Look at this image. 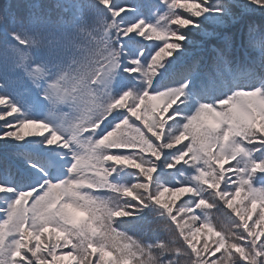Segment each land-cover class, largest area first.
<instances>
[{"label":"snow or ice","instance_id":"6c2138e0","mask_svg":"<svg viewBox=\"0 0 264 264\" xmlns=\"http://www.w3.org/2000/svg\"><path fill=\"white\" fill-rule=\"evenodd\" d=\"M0 15V264H264V0ZM149 97L160 131L132 142Z\"/></svg>","mask_w":264,"mask_h":264},{"label":"trees","instance_id":"16d2710c","mask_svg":"<svg viewBox=\"0 0 264 264\" xmlns=\"http://www.w3.org/2000/svg\"><path fill=\"white\" fill-rule=\"evenodd\" d=\"M8 2V0H0V6H3L5 5L6 3ZM39 3L43 4V5H46V6H54L56 5L57 3H65V2H69V0H38ZM131 2H135V0H131ZM57 12H59L60 10H56ZM144 15L147 17L148 20H153L155 16H158V13H153V15H148L146 12L144 13ZM137 17L135 16H132L130 17V19H136ZM0 22H3V15H0ZM161 24H163L164 22L163 21H160ZM222 94V86L217 84V85H213L212 87H210L209 91H208V95L212 98H215L217 97L218 95H221ZM149 101V99H148ZM147 103V102H145ZM143 108V105L139 106V109L142 110ZM144 112H146L145 110H142ZM148 111V110H147ZM134 114V113H133ZM134 116L136 117V119L140 120V122L144 125V128H140L138 127L137 125L135 124H132L130 121L129 124H130V129L129 131L126 133L128 134L127 138L132 141V142H141L140 141V138L141 137H146L147 136V133H152L153 135H158L159 132H156L154 130H152L145 122L144 120L142 119V117H138L137 114L135 113ZM153 116V115H152ZM204 119L206 122H210L211 120L215 119L214 116H208L207 118H202ZM145 129L147 130V132H145ZM218 151L216 153H214V155H218ZM243 154H241L242 156ZM241 156H238L237 159H241ZM192 158V156H190ZM215 167V165L213 164V168ZM206 171H209L211 169H205ZM242 176L245 175V173H241L239 172ZM250 175V173H248ZM127 178V177H125ZM217 222H220V223H224V224H227L229 227H231V224L230 222L227 220V219H223V218H220L217 216ZM233 231H239V229H235L233 228L232 229ZM205 239H207L208 243L211 245V244H214L215 242V239L216 237H214L212 234H202L201 237H200V243L203 244ZM228 264H234V261L233 260H229L228 261Z\"/></svg>","mask_w":264,"mask_h":264},{"label":"rangeland","instance_id":"374dc122","mask_svg":"<svg viewBox=\"0 0 264 264\" xmlns=\"http://www.w3.org/2000/svg\"><path fill=\"white\" fill-rule=\"evenodd\" d=\"M146 13H147V12H146ZM147 14H148V13H147ZM210 30H211V29H210ZM193 36H194V38H195L196 40H203V39H204L203 36L195 35V33H193ZM218 96H219V95H218ZM148 99H149V101L151 102V107H150V109H149L148 111L144 112V111H142L141 109H139V106H138L137 109H136V111L134 112V114L136 113L137 116H138L139 118L142 117V119L144 120V122H145V123H146V124L152 129V130H154V131H156V132H159L160 130H159L158 128H154V126H153V120H159V115L157 114V111H156V110H157L158 108H160V107L163 105L164 101H163V99H162L161 97H149ZM152 115H153V116H152ZM204 123H208V122H206V121L204 120ZM130 128H131V127H130V124H129L128 121H126V122L122 125L121 130L124 132V134H125L126 137L128 136V134H126V133L129 131ZM143 138H145V137H141V138H140V141H142ZM0 144H2V142H0ZM145 146H147V145H145ZM229 154H231V153H229ZM186 159H187L189 162H192V158L190 157V155L187 156ZM213 169H215L216 176H217V178H219L220 175H221V170H220L219 168H216V166H215ZM209 171H211V170H209ZM235 174H237V178H238V179L241 178V177H243L238 171H237V173H235ZM208 179H212V177H211V176H208ZM217 216L220 217V218H223V219H227L226 217H224L222 214H219V213H217ZM65 259L67 260V258H65Z\"/></svg>","mask_w":264,"mask_h":264}]
</instances>
